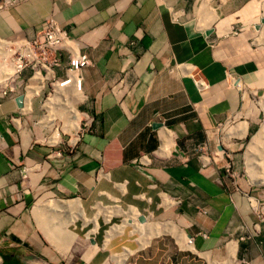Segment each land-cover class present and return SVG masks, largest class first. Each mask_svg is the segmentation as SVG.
I'll return each instance as SVG.
<instances>
[{
	"label": "crops",
	"instance_id": "crops-1",
	"mask_svg": "<svg viewBox=\"0 0 264 264\" xmlns=\"http://www.w3.org/2000/svg\"><path fill=\"white\" fill-rule=\"evenodd\" d=\"M250 14V0H17L0 9V40L30 39L52 19L88 59L73 137L41 134V84L29 67L0 94V264H264V187L233 190L224 173L256 129L251 101L264 88ZM130 206L172 210L190 247L160 238L140 248L121 222L105 229Z\"/></svg>",
	"mask_w": 264,
	"mask_h": 264
},
{
	"label": "rangeland",
	"instance_id": "rangeland-1",
	"mask_svg": "<svg viewBox=\"0 0 264 264\" xmlns=\"http://www.w3.org/2000/svg\"><path fill=\"white\" fill-rule=\"evenodd\" d=\"M250 1L253 5V11H254V14H250V22L251 23L249 24V29H250V33L252 34V38H251L250 42L254 45L255 48H257L258 50H260L264 54V21L263 22L260 21L261 18L264 19V0H250ZM255 24L258 25V28L254 27ZM262 67H263V69L261 70V74L264 77V59H263V66ZM68 84H71V83H66V85H68ZM55 88H56V86H55ZM55 88H54L53 93L55 92ZM51 90H52V88L49 85L42 87V89L40 90V99L42 101H45L46 97H47V92L48 91L51 92ZM251 103H252V106L254 107V109L257 113L256 129L247 138L244 139L243 146L232 153L233 156L229 160V165L224 170V173L226 174L225 178L227 179L228 185L233 190L236 189V190H239L241 192H246L249 195H253L252 193H254L256 190L264 187V181L262 183L253 182L254 184H252V182L250 180L252 176L258 178V177H260V175L262 173L263 166H264V159H262V158H264V141H261L260 147L257 148L258 155L262 158H261L260 163L255 164L256 166L252 168V171H251L252 175L250 174V172L248 170L249 166H248V163L246 161V153H247L248 144H249L252 136L264 124V88L262 90L258 91L257 97H255V99H252ZM56 105H58V104H56ZM58 106H60V107L51 110L52 116L54 115L56 118L54 121V127L51 126V128H50V126L48 127L47 125H45V129L41 131V134L43 133V137H48L49 140H51L52 137L54 136V132L56 129L58 132V138H55V140H54L55 142H57L56 140H58L62 136L63 137H66V136L73 137L75 135V132L77 131V130L76 131L70 130V132H68L69 130H66L67 120H66L65 116L63 115L64 109L61 105H58ZM44 107H45V104H44V106L42 105L43 109H44ZM46 111H45V109L43 110L45 117L43 118L42 121H44L46 119V117L49 115V111L47 108H46ZM63 126H64V128H62ZM250 189H252V190H250ZM259 210H260V213H264V211H262V209H259ZM167 211L170 213H166ZM137 212H138V215L141 213L140 211H137ZM166 212L160 213V211H159L158 213H155V214H152V213L144 214L146 217L145 219H146L147 223L149 224L148 226L146 225V227H140V226L136 225L135 227H133V226H127L126 225L124 230L120 234H123L124 237H127L129 239L130 238L134 239L137 242L139 241V243L141 242V240L146 239V238H148V243L150 241H153L156 239L164 238V239L170 241L171 243H173L174 245H177V242L174 239L175 237L171 232L162 231V232H157L154 234V232L156 231L155 223H156V226H159V223L164 222V220H168L169 217H171L174 221V224L177 225L176 219L171 214L172 210H166ZM117 213H120L122 216L111 219L110 222L106 223V225H104L106 230L109 228L110 225H112L114 223L120 224V222H121V224H122L123 221L125 220V217H127L128 215L133 216L130 208L125 209V210L121 209V208H117ZM137 218H138V216L136 217V221H137ZM169 220H171V219H169ZM133 229H135V231ZM131 230H132V232H131Z\"/></svg>",
	"mask_w": 264,
	"mask_h": 264
},
{
	"label": "built area",
	"instance_id": "built-area-1",
	"mask_svg": "<svg viewBox=\"0 0 264 264\" xmlns=\"http://www.w3.org/2000/svg\"><path fill=\"white\" fill-rule=\"evenodd\" d=\"M16 1L0 0V9L13 5ZM0 41L5 45V47L0 48V94L5 95L11 91L7 84L26 67H29L32 71L30 80L33 78L41 84L40 90L46 85L51 86L52 90L47 92L46 100L52 96L57 83L63 85L72 81L71 74L74 76L73 87L78 92L80 91L81 79L78 72L87 63L88 59L85 54L74 51L69 43L67 30L52 19H49L46 25L30 39ZM62 52L67 56V65L63 68L64 75L56 77L54 70L62 66ZM8 68L13 69L11 78H8L6 74ZM39 77H42L41 81H39ZM46 100H41V107L44 106ZM58 107L60 106L53 104L52 109ZM44 109L46 111L45 107ZM44 109L42 108V111ZM25 177L26 171L24 169L21 174L22 180Z\"/></svg>",
	"mask_w": 264,
	"mask_h": 264
},
{
	"label": "bare ground",
	"instance_id": "bare-ground-1",
	"mask_svg": "<svg viewBox=\"0 0 264 264\" xmlns=\"http://www.w3.org/2000/svg\"><path fill=\"white\" fill-rule=\"evenodd\" d=\"M6 54H7V52H6ZM12 71H13L12 68H8L7 73H6L8 75V78L12 75ZM71 78H72V81H73L74 78L72 76H71ZM41 80H42V77H39V81H41ZM72 81H70L69 83H71V84H68V85H66V84L62 85V83H57L56 84L55 92L52 94V96L50 98H48V100L45 103V107L48 109L49 115L44 120V125H47L48 127L50 126V128H51V126L54 127V121H55L56 118H55L54 115L52 116L51 110L53 108V104H58V105H61L63 107V109H64V114L63 115L65 116V118L67 120L66 130H69L68 132H70V130H75L76 131L78 129V122H79V114L80 113L77 112L76 108L74 107V104L81 99V96H80V92H78V90H76V88L73 87ZM39 87H40V85H39ZM62 128H64V126ZM57 137H58V132L55 129L54 136L52 137L50 142H55L54 140ZM261 141H264V124L252 136V138H251V140H250V142L248 144L247 153H246V161L248 163V166H249L248 170H249L251 175H252V172H251L252 168L256 166L255 164L260 163L261 158H262V157H260L258 155V152H257V148L260 147ZM262 159H264V158H262ZM250 180H251L252 184H254L253 182L262 183L264 181V166H263V170H262V173H261L260 177L256 178V177L252 176ZM167 206H169V205H167ZM130 210H131L133 216L128 215L127 217H125V220L119 226V229H120L121 233H122V231H123V229L125 228L126 225H131L133 227H135L136 225H138L140 227H146V225L147 226L149 225L147 223L146 219L144 221H139L138 218H137V221H136V217L137 216L139 217L140 214L138 215V212L134 208H131V206H130ZM109 214L110 213H108V216H109ZM64 215H65V213H64ZM155 229H156V231L154 232V234L157 233V232H162V231L171 232L174 235V237H175L174 238L175 241L180 246H182V247H190V243L191 242L189 243L184 231L180 227L175 225L172 220H169V219L168 220H164V222L159 223V226H156V223H155ZM133 230L135 231V229H133ZM110 231H112V230L110 229ZM120 231H119V233H120ZM131 232H132V230H131ZM147 244H148V238L141 240V242L139 243L138 247L141 248V247H144ZM130 252L131 251L125 250V251H123L120 254V258L119 259L121 260V263L124 261V259L126 258V256ZM119 263H117V264H119Z\"/></svg>",
	"mask_w": 264,
	"mask_h": 264
},
{
	"label": "water",
	"instance_id": "water-1",
	"mask_svg": "<svg viewBox=\"0 0 264 264\" xmlns=\"http://www.w3.org/2000/svg\"><path fill=\"white\" fill-rule=\"evenodd\" d=\"M261 22H263L264 21V19L263 18H261V20H260ZM255 28H258V25H255ZM209 32L208 31H206V34H208ZM15 101H16V103H17V105H21L22 104V96H17L16 98H15ZM145 216H144V214H140L139 215V217H138V220L139 221H144L145 220Z\"/></svg>",
	"mask_w": 264,
	"mask_h": 264
},
{
	"label": "clouds",
	"instance_id": "clouds-1",
	"mask_svg": "<svg viewBox=\"0 0 264 264\" xmlns=\"http://www.w3.org/2000/svg\"><path fill=\"white\" fill-rule=\"evenodd\" d=\"M75 107V106H74ZM58 138V137H57ZM141 214V213H140ZM145 216V215H144Z\"/></svg>",
	"mask_w": 264,
	"mask_h": 264
}]
</instances>
